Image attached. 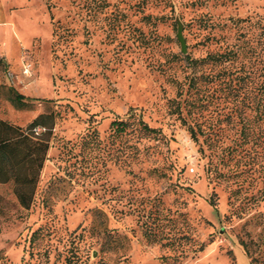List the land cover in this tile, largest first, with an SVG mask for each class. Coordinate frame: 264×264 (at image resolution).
Wrapping results in <instances>:
<instances>
[{
	"label": "rangeland",
	"instance_id": "1",
	"mask_svg": "<svg viewBox=\"0 0 264 264\" xmlns=\"http://www.w3.org/2000/svg\"><path fill=\"white\" fill-rule=\"evenodd\" d=\"M4 2L24 48L1 64L0 118L52 114L53 127L31 206L0 183V264H264V159L246 164V144L227 153V120L201 152L169 107L186 73L175 15L200 57L264 0ZM129 114L156 138L139 139Z\"/></svg>",
	"mask_w": 264,
	"mask_h": 264
},
{
	"label": "trees",
	"instance_id": "2",
	"mask_svg": "<svg viewBox=\"0 0 264 264\" xmlns=\"http://www.w3.org/2000/svg\"><path fill=\"white\" fill-rule=\"evenodd\" d=\"M233 40L216 38L218 47L200 57L184 53L185 75L173 81L176 95L170 99L172 113L186 127L192 140L203 146L216 145L220 122L235 128L234 146L228 154L242 151L246 144V164L264 159V14L232 18ZM16 106H26L30 98L9 87ZM141 138H156L159 131L140 114H129ZM127 120L110 122L116 133L126 130ZM39 127L42 130L36 131ZM52 114H37L25 128L0 118V183H12L18 203L28 209L34 199L39 175L50 147ZM224 143V140L223 142Z\"/></svg>",
	"mask_w": 264,
	"mask_h": 264
},
{
	"label": "crops",
	"instance_id": "3",
	"mask_svg": "<svg viewBox=\"0 0 264 264\" xmlns=\"http://www.w3.org/2000/svg\"><path fill=\"white\" fill-rule=\"evenodd\" d=\"M10 5L9 3L0 0V67L3 63H9V61L16 63L24 44L15 32H10L11 17L9 15ZM3 36V37H2ZM0 72V86L5 84Z\"/></svg>",
	"mask_w": 264,
	"mask_h": 264
},
{
	"label": "water",
	"instance_id": "4",
	"mask_svg": "<svg viewBox=\"0 0 264 264\" xmlns=\"http://www.w3.org/2000/svg\"><path fill=\"white\" fill-rule=\"evenodd\" d=\"M175 22H176V37L180 43V51L182 53H186L187 44L183 36V22L181 21V19L177 14L175 15Z\"/></svg>",
	"mask_w": 264,
	"mask_h": 264
},
{
	"label": "built area",
	"instance_id": "5",
	"mask_svg": "<svg viewBox=\"0 0 264 264\" xmlns=\"http://www.w3.org/2000/svg\"><path fill=\"white\" fill-rule=\"evenodd\" d=\"M25 71H27V69L25 70ZM36 131H39L40 130V128H37V129H35Z\"/></svg>",
	"mask_w": 264,
	"mask_h": 264
}]
</instances>
